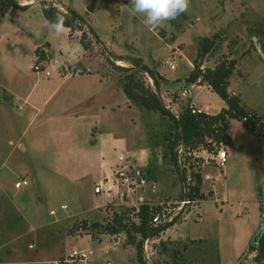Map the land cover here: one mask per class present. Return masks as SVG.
<instances>
[{"label": "rangeland", "instance_id": "374dc122", "mask_svg": "<svg viewBox=\"0 0 264 264\" xmlns=\"http://www.w3.org/2000/svg\"><path fill=\"white\" fill-rule=\"evenodd\" d=\"M27 1L30 0L16 2L28 4ZM51 1L57 4L56 0ZM66 1L83 12V3L86 2L88 10L84 13L104 40H94L91 47L86 49V57L92 62L89 66L91 71L70 76L71 89L78 88L74 93L76 99L86 103L89 101L82 88L92 74L102 75L103 80L109 75L107 98L117 109L109 108L102 115L98 132L102 138H108L112 131L122 129L132 146L148 149V160L143 165L138 159H132L129 148L116 146L107 140L106 162L109 166L118 168L119 156L124 154L141 168L148 181L156 180L152 190L150 184L147 190L140 189L135 193L121 187V202H124V193L132 196L130 204L140 202L139 195L146 194L143 191L158 194L151 199L147 194L150 201L173 202L181 198L184 182L179 165L171 163L167 154L169 141L166 136L174 131L172 120L133 102L132 109L129 108L126 94L117 89V83L120 85V79L129 71L118 66L131 68L133 58L142 57L145 64L157 71L160 86H156L146 72L140 73L142 80L157 92L168 109L180 116L187 108V102L177 89L181 86L179 77L183 79L191 72V60L199 51L200 39L216 33L219 36L216 47L202 58V62L212 65L224 58L240 59L230 88L242 98L246 111L252 109L264 118V0H190L185 12L188 18L179 15L174 23L167 21L164 27L151 28L143 24V17L120 11L121 8L131 7L130 0ZM40 2L43 5V1ZM91 6H94L92 11L89 10ZM42 31L52 43V49L59 52L61 45L55 33L47 26ZM63 39L67 45L70 43L66 31ZM20 40L16 41V47L11 44L0 47V264H54L55 260L71 250L85 247L95 250L91 260L69 264H103L105 258L115 264H264V257L261 262L255 258L259 251L250 249L254 236L261 229L263 234L260 240L264 238V193L261 191L264 187V135L253 133L238 118L230 119L228 125V132L237 145L227 147L229 155L226 167L211 164L206 169L214 175L219 172L223 174L225 170L227 176L216 184L207 180L206 188L216 186L218 191L212 196L208 195L200 206L197 204L187 214V220L179 218L170 230L150 235L148 247L143 245V261L138 257L136 244L128 241L126 232L111 234L109 227H106L114 222L112 211L115 206L109 205L110 210L107 209L102 221L87 219L89 223L99 222L100 226L89 225L86 229L73 227L83 219L76 218L78 214L100 202L104 194L95 193L94 184H91V191L83 188L78 194L77 185L59 177L51 168L60 159L67 168L74 166L72 156L71 160L62 153L72 147L73 140L82 148L88 145L92 129L82 124L73 130L74 139H67L62 130L50 129L36 122L29 124L26 109H21L22 104L14 102L4 87L23 90L31 87L37 76L33 69L37 57L33 49L20 44ZM7 58L9 61L6 62ZM117 59H122V62ZM167 59L176 64L175 70L169 67ZM165 71L172 88L164 86L167 80L163 75ZM39 73L46 75L44 71ZM192 94L198 104L204 107L209 105V112L218 110L221 99L211 89L197 87ZM4 108L9 112L7 115ZM56 113L46 109L43 116ZM11 119L14 125H11ZM123 119L124 128L121 124ZM19 137L26 151L19 145ZM234 150H238V153ZM23 176L29 180V184L17 188L16 183ZM227 178L228 182H224ZM63 205L67 208L63 209ZM123 206L121 210L127 218H131L128 216L131 207ZM51 210H56V214H51ZM200 212L202 220L199 219ZM89 213L97 215L93 211L84 215L89 216ZM70 214L75 217L67 216ZM121 238L122 242L118 244ZM199 238L204 240H192ZM137 239H141L140 235Z\"/></svg>", "mask_w": 264, "mask_h": 264}, {"label": "crops", "instance_id": "0c3cea01", "mask_svg": "<svg viewBox=\"0 0 264 264\" xmlns=\"http://www.w3.org/2000/svg\"><path fill=\"white\" fill-rule=\"evenodd\" d=\"M40 1H47L48 3L52 2L51 0H30V1H27L28 4L19 3L20 5H28L27 8L25 9L17 8V7H11L8 9V11L6 12V15L0 21V47H9L10 44L16 47L18 46V43L16 41L18 39H21L20 44L31 47L35 53V49L38 46H42L46 43L47 49H49L51 53L61 57L63 60H68L69 57L76 56L77 57L76 63L79 62L82 65L89 67L92 64V62L88 60V58L86 57L87 50L83 47V45L80 42L81 31L79 30L73 33V36H72L73 38H72L69 36L70 30H71L70 27L65 26V31L68 34V37L70 40V43H68V46H70L69 47L70 50L65 52V51H62L60 47V51L56 53L52 49V43L48 41L46 34H44L42 31V29L45 28L49 24V21L47 20V18L45 17L43 13V9H42L43 5L41 4ZM56 2L57 4L55 3V1H53V4L54 5L56 4L57 7H59L60 9H63V11L65 12L67 11V8L69 7L73 8L78 13H80L89 24H91L88 21L86 14L84 13V12H87L88 10L86 2L83 3V8L85 10L84 12L79 11V9L72 7L66 0H56ZM94 29L97 32L95 27ZM100 39L101 41H104L101 37ZM73 44H75L76 48L74 47ZM171 47H173V45H171ZM35 55L36 54H34V56ZM16 59L14 61H16ZM212 59L216 60V57H213ZM193 60H191L192 70L194 69ZM7 61H9V58L6 59V62ZM219 62L220 60H217L212 65H206L205 63H202L201 67L202 68H205V67L213 68ZM239 62H240V59H239ZM32 65L33 64H31L30 66ZM238 68H239V63L237 64L236 70H238ZM29 71L33 75L35 74L33 70H29ZM36 73H37L36 74L37 76L35 77L33 83L31 84V87H27V88L25 87V89L21 90V88L19 89V88L10 87V86L8 87L4 85L3 86L5 87V90L8 93H10V95L13 98V101L17 102L20 105L22 104L20 106L21 109L22 107L26 109L25 110L26 117L29 120V124L36 122L40 124L41 126L50 127V129L62 130V132L65 135L64 137H67V139H71L73 137L74 135L73 130H75L76 127L82 126V124H85V126L86 125L90 126L92 131H91V137H89L88 145L82 148L79 144H77L75 140H73L71 143L72 147L70 148L68 147L67 150H64V153H62V154H66L67 158H70L71 160L72 158L74 159V162H75L74 166L67 168L62 163V160L60 159L59 160L61 161L60 164L58 163L59 162L58 161L56 166L51 168V171L57 174L59 177H62L66 179L68 182H71L77 185L78 189L76 192L78 194L81 193V189L83 188L85 189L88 188L89 189L88 191H91V188H90L91 184H94V188H95V186L100 181H103L104 178L114 177V173L117 167L113 169V166H109L108 163L106 162L107 140L113 142L116 146L124 145L126 148H129V150L132 151V154H133L132 159L136 158L139 160L140 163H142L143 165L145 164V161L148 160V151H147L148 149L143 146L142 147L132 146V142L130 138L127 135H125L122 129L121 131H112L109 134L108 138H102V135L100 134V132H98L100 128L99 124H101L103 120L102 115H105L108 112L109 108L117 109V106H115L113 103H109L108 98H107L108 95L106 93V87H107V81H109L110 79L109 75L106 74L107 76L105 80H103L102 75L100 74H92L90 76L89 80H87V82L84 84V88H82V92L86 93V96L89 99V101L86 103L85 101H80L76 99L74 93H76L78 88L71 89L69 80H71L72 78L70 76H62V75L60 76L58 72H55V71H52V73L49 76L41 75L42 73H39V72H36ZM163 75L167 79L164 81V86L166 85L167 89L172 88L173 86L168 83V81H170V78L168 77L167 72L164 73ZM188 76L189 75L183 77V79L179 77L181 86H179L177 89L181 90L182 87L186 86L189 83L186 81V78ZM230 84H231V79H230ZM117 86H118L117 89H121L123 91V88L118 83H117ZM197 87L209 88L212 90V87L206 83L204 84L197 83L195 88ZM102 90H103V94H102ZM229 90L233 93H237L234 90H231L230 85H229ZM220 99L221 100H220V105L218 106V110L212 113L208 111L209 105L204 107L201 104H198L193 97L194 102L199 107L205 109L206 113L208 114H217L223 108L227 107L226 102L221 97ZM126 102H127L128 107L132 109L131 107L132 101L128 97H127ZM46 109H51L57 113L56 115L46 114L43 116V113H46ZM252 111L254 110L247 109V112H252ZM8 113L9 112L4 108V114L7 115ZM123 122H124V119L121 122L122 128H124ZM229 122L230 120H228V125H229ZM13 123L14 122L11 119V125H14ZM131 126L129 127L131 128ZM133 127L134 126H132V128ZM26 129H24L23 134L25 133ZM18 139H19V145L23 147L26 151V147L23 144L21 137H19ZM235 145L237 144L232 138V143L231 145H228V146L230 147V146H235ZM228 151L229 149L227 150V162H228V155H229ZM234 151H236L235 153H238V150H234ZM223 171H224L223 177H226L227 176L226 172L225 170ZM149 182H150V187L152 190L153 186L155 187L156 182L152 180H149ZM224 182H228V178L225 179ZM207 185H208V182L207 180H205L202 183V192H204L205 198L200 199V203L198 206H200L207 199L208 195L212 196L215 192L218 191V188H216V186H212L214 188H210V187L206 188ZM119 191L120 190L117 187H115L114 190L111 192V194H107L106 192L102 193L104 194V198H102L100 202L94 204L93 206L89 207L83 212H80L78 216L76 215L77 216L76 218H83V219L85 218L86 220L89 219V220H95V221H102V219L107 214V209L110 210L109 205L115 206L113 208L114 211L115 210L121 211V209L124 208L123 206L124 204L128 205L131 208H137L143 202H147L152 205H155L158 203L155 201L153 202V201L148 200V198L151 199L153 198V196H155V198L158 196V194L154 193L153 191H150L149 193H147L146 191H143V193L144 194L146 193V194L139 195V197L142 196V199H139L140 202H137V203L135 202L133 204H130L132 200L131 201L129 200L132 198V196L129 197L128 195L123 199L125 203L121 202ZM211 192H213L212 195L210 194ZM146 195L148 196V198ZM121 203H124V204H121ZM128 206H126L125 209ZM198 209H201V207H199ZM91 211L97 212L96 213L97 215H93L91 213H89L90 214L89 216L84 215L86 214V212H91ZM190 211L186 213L185 217L183 218V221L187 220V216H188L187 214ZM198 214L200 217L199 219L202 220V212ZM70 215H67V216L75 217V216H72V215L70 216ZM175 224L172 226H175ZM170 227L167 228V230H170ZM192 240L200 241V240H204V238L192 239Z\"/></svg>", "mask_w": 264, "mask_h": 264}, {"label": "trees", "instance_id": "16d2710c", "mask_svg": "<svg viewBox=\"0 0 264 264\" xmlns=\"http://www.w3.org/2000/svg\"><path fill=\"white\" fill-rule=\"evenodd\" d=\"M17 0H0V21L6 15V12L11 7H17L25 9L28 5H20ZM15 2L16 4H14ZM43 13L49 22L56 19V15L59 14L64 18L66 27H70L69 36L72 37L73 33L77 30L81 31L80 42L85 49H89L94 40L101 41L98 33L95 31L93 25L89 24L86 19L73 8H67V11H63L58 8L52 2L48 3L43 1ZM182 17L188 18V14H181ZM170 23H174V20H170ZM219 36L215 33L212 37L204 36L199 41V51L197 57L193 60L194 69L186 78L187 82L199 81L201 84H208L212 87V90L216 92L227 104V107L223 108L217 114L200 113L193 114L189 108H185L180 116H176L170 109H168L162 102L160 96L152 87L147 86L140 76L141 72H146L154 80L156 86H160L159 75L157 71L143 62V58L136 56L132 60L133 66L131 68L118 66L122 70L129 71L125 77L120 79V86L123 88L126 96L136 105L159 112L164 116L170 117L172 120V128L174 131L170 133L166 138L168 139L167 154L171 163L175 166L177 163L176 146L180 142H185L187 145L197 147L202 144L207 145V138H213L217 142H224L231 145L232 138L228 133V120L233 118L241 119L247 111L242 106V98L229 90L230 79L233 76L237 64L238 58H224L213 68H202V58L209 54L217 44ZM46 44L38 46L35 49L37 59L34 64L42 59L46 58L45 52ZM121 61L122 59H117ZM75 66H82L81 63H76ZM34 69V67H33ZM166 156V155H165ZM156 181V180H154ZM202 178L200 174L196 175V182L192 186L190 196L198 197L200 199L205 198L204 192H202ZM182 197V196H181ZM159 205H152L147 202L140 204L139 209L131 208L127 218V215L121 211H112L113 224H109V232L111 234H117L121 231L127 233L128 241L136 244L138 249V257L142 260V251L144 239L154 234L157 235L166 230L170 226L177 222V219L172 223L154 226L152 224L153 216L156 214ZM89 225L93 227L100 226L99 222L89 223L86 219H81L80 224H76L73 227L87 228ZM140 235L141 239H137ZM251 250H258V254L255 256L256 260L261 262V258L264 257V238L259 240V245L254 246L250 244ZM143 261V260H142Z\"/></svg>", "mask_w": 264, "mask_h": 264}, {"label": "built area", "instance_id": "2783aa9c", "mask_svg": "<svg viewBox=\"0 0 264 264\" xmlns=\"http://www.w3.org/2000/svg\"><path fill=\"white\" fill-rule=\"evenodd\" d=\"M56 5V4H55ZM46 52V58L40 60L34 64V70L36 72L44 71L46 75H50L52 71L58 72L61 76H75L89 73L91 71L90 67L85 66H74L69 67L66 63L64 66L57 64L56 60L58 55H55L49 51V49H44ZM61 58V57H59ZM62 59V58H61ZM63 60V59H62ZM67 61V60H63ZM171 69L176 68V64L167 59ZM196 82H189L186 86L182 87L180 90V95L187 102V108L190 109L193 114L206 113L205 109L199 107L193 100V90L196 87ZM241 120L247 125V127L257 135H264V118L258 112L252 111L247 112L242 116ZM208 144H202L197 147H192L187 145L185 142H180L176 148L177 152V163L180 167L182 174V197L179 200L170 202V201H161L158 203L159 208L156 211V214L153 216L152 223L156 225H165L177 221L179 218H184L186 213L192 210L197 204L200 203V198L191 197L189 194L191 192L192 186L196 182V175L200 174L202 181L210 180L213 184H216L217 181H220L223 178V174L220 172L216 175L206 171L209 165L216 164L220 168H225L227 163V147L228 144L224 142H217L213 138H207ZM119 165L114 173V177H106L103 181H100L94 188L96 193L106 192L111 194L115 187L119 190L121 187H126L130 192L135 193L137 190L146 189L149 187L150 182L142 174L141 168H138L133 161L129 160L127 155L121 154L119 156ZM29 184V180L25 177H21L17 183V188L25 187ZM261 191L264 193V187L261 188ZM122 197H126L122 194ZM142 199V196L139 197ZM176 204L177 206H174ZM63 209H66L67 206L63 205ZM137 210L139 207L136 208ZM51 214H56V210H51ZM263 216H264V203H263ZM144 239L143 245L145 248L148 247V239ZM122 238L117 242L120 244ZM33 245H31L32 247ZM95 250L91 247H85L80 249H73L70 252L64 254L59 260H55L54 264H69L76 262H88L91 260ZM103 264H115L109 258H105Z\"/></svg>", "mask_w": 264, "mask_h": 264}, {"label": "clouds", "instance_id": "9594fccd", "mask_svg": "<svg viewBox=\"0 0 264 264\" xmlns=\"http://www.w3.org/2000/svg\"><path fill=\"white\" fill-rule=\"evenodd\" d=\"M130 8H121L120 11H127L132 16L143 17V24L149 28L153 26L164 27L165 23L174 20L179 15L185 13L190 5V0H130ZM50 31L55 33L60 41L61 50L67 52L69 47L63 39L65 33L64 18L57 14L54 21L47 25ZM57 64L74 67L77 62L76 56H71L65 62L57 57Z\"/></svg>", "mask_w": 264, "mask_h": 264}, {"label": "water", "instance_id": "95a60500", "mask_svg": "<svg viewBox=\"0 0 264 264\" xmlns=\"http://www.w3.org/2000/svg\"><path fill=\"white\" fill-rule=\"evenodd\" d=\"M13 3L16 4L15 2H13ZM93 8H94V6H91V7H89V10L92 11ZM210 194L212 195L213 192H211ZM153 198H155V196H153ZM262 234H263V229H261V230H260V231L254 236V238H253V240H252V242H251L254 246H258V244H259V240H260V237L262 236Z\"/></svg>", "mask_w": 264, "mask_h": 264}, {"label": "bare ground", "instance_id": "6f19581e", "mask_svg": "<svg viewBox=\"0 0 264 264\" xmlns=\"http://www.w3.org/2000/svg\"><path fill=\"white\" fill-rule=\"evenodd\" d=\"M122 62V61H121ZM120 63V62H119Z\"/></svg>", "mask_w": 264, "mask_h": 264}]
</instances>
